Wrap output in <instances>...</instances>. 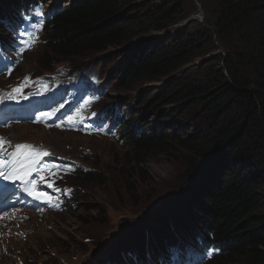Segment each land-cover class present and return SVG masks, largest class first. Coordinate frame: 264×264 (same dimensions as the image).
Listing matches in <instances>:
<instances>
[{"label": "trees", "instance_id": "16d2710c", "mask_svg": "<svg viewBox=\"0 0 264 264\" xmlns=\"http://www.w3.org/2000/svg\"><path fill=\"white\" fill-rule=\"evenodd\" d=\"M0 1V16L19 3ZM188 1H80L49 24L35 61L42 71L63 61L81 68L96 54L126 50L116 86H153L138 96L137 118L129 114L137 131L123 159L139 169L157 156L187 166L188 221L175 225L212 232L223 253L209 264H264V0H197L203 22L189 17L176 27ZM92 168L77 177L84 188L100 185ZM134 244L142 255L145 243Z\"/></svg>", "mask_w": 264, "mask_h": 264}, {"label": "rangeland", "instance_id": "374dc122", "mask_svg": "<svg viewBox=\"0 0 264 264\" xmlns=\"http://www.w3.org/2000/svg\"><path fill=\"white\" fill-rule=\"evenodd\" d=\"M80 1L83 0H46V4L63 7L67 3L68 7ZM0 5H3L1 1ZM187 6H190V13L176 27L181 28L180 24L189 17L203 22L204 15L197 0H189ZM41 46L27 55L26 61L18 68L20 73H39L34 59ZM126 54V50L109 49L83 64H87L90 71L99 75L110 87L106 94L107 100L96 109L102 108L105 103L118 105L121 110L131 112L137 118V98L145 87L153 84L139 83L129 91L116 86L121 70L118 64L123 57H127ZM58 65H66V62ZM147 119L151 125L152 119ZM132 126L126 127L125 133L130 132ZM3 134L11 141H33L51 146L56 155H71L85 166H98L100 185L95 189L86 187L78 191L76 198L81 209L91 207L83 215L80 209L65 214H51L41 219L31 218L25 226L30 233L28 240L4 241L0 264H17L18 260L23 264H108L115 255L122 254V262L132 263L131 258L124 256V253L133 248L135 242L150 245L156 242L154 236L158 235L157 232L165 228L173 236L178 232L175 230L176 221H188L184 206L190 199L186 195L189 185L187 166L174 158L157 156L147 160L140 167L144 171L142 177L138 166L123 159L125 149L120 143L69 133L46 132L28 125L13 127ZM90 157H94L92 163ZM69 183L77 186L78 181L72 178ZM58 242L64 245V250H56ZM29 255L32 256V262L28 261Z\"/></svg>", "mask_w": 264, "mask_h": 264}, {"label": "snow or ice", "instance_id": "6c2138e0", "mask_svg": "<svg viewBox=\"0 0 264 264\" xmlns=\"http://www.w3.org/2000/svg\"><path fill=\"white\" fill-rule=\"evenodd\" d=\"M2 70V69H0ZM45 118H51L55 113L42 114ZM71 121V118H69ZM3 144L0 141V149H2ZM15 151L11 153L3 152L0 155V182L3 180L8 181H21L26 184L31 181H27L26 178L30 177L34 171H38L39 160L37 157L48 155L47 152H34L32 151L31 145L17 144L15 146ZM44 180V177H41ZM49 187L52 184L49 183Z\"/></svg>", "mask_w": 264, "mask_h": 264}, {"label": "water", "instance_id": "95a60500", "mask_svg": "<svg viewBox=\"0 0 264 264\" xmlns=\"http://www.w3.org/2000/svg\"><path fill=\"white\" fill-rule=\"evenodd\" d=\"M198 12L200 13V10L198 9ZM200 15L202 16V14L200 13ZM190 20L191 19H188L187 21L183 22L180 24V27H186L187 25L190 24Z\"/></svg>", "mask_w": 264, "mask_h": 264}, {"label": "bare ground", "instance_id": "6f19581e", "mask_svg": "<svg viewBox=\"0 0 264 264\" xmlns=\"http://www.w3.org/2000/svg\"><path fill=\"white\" fill-rule=\"evenodd\" d=\"M69 2H71V1H69ZM69 2H68V3H69ZM67 5H68L67 3H64V4H63V7L65 8V7H67ZM14 142H15V141H14ZM12 216H15V215H12ZM5 247H6V246H5ZM0 257H1V256H0ZM61 264H62V263H61Z\"/></svg>", "mask_w": 264, "mask_h": 264}]
</instances>
